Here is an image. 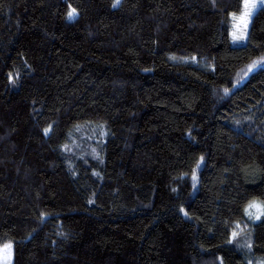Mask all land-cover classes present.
I'll return each mask as SVG.
<instances>
[{
    "label": "trees",
    "instance_id": "16d2710c",
    "mask_svg": "<svg viewBox=\"0 0 264 264\" xmlns=\"http://www.w3.org/2000/svg\"><path fill=\"white\" fill-rule=\"evenodd\" d=\"M113 3L0 0V246L264 264V4L234 46L242 0Z\"/></svg>",
    "mask_w": 264,
    "mask_h": 264
},
{
    "label": "rangeland",
    "instance_id": "374dc122",
    "mask_svg": "<svg viewBox=\"0 0 264 264\" xmlns=\"http://www.w3.org/2000/svg\"><path fill=\"white\" fill-rule=\"evenodd\" d=\"M120 0H114L113 5L117 6ZM264 3L261 0H242V9L241 12L232 17V24L230 29V43L231 45L237 46L246 43L248 28L250 25V21L252 15L256 12V10L262 6ZM254 5V6H253ZM74 9L69 8L67 12V19H69V13L73 12ZM75 16L77 12L74 10ZM264 64V61L263 63ZM259 207H253V212L257 213ZM12 258V245L10 243H6L0 246V264H11Z\"/></svg>",
    "mask_w": 264,
    "mask_h": 264
},
{
    "label": "snow or ice",
    "instance_id": "6c2138e0",
    "mask_svg": "<svg viewBox=\"0 0 264 264\" xmlns=\"http://www.w3.org/2000/svg\"><path fill=\"white\" fill-rule=\"evenodd\" d=\"M117 2H118V0H117ZM261 2L262 3H264V0H261ZM254 6V5H253ZM74 16H75V12H74V10H73V12H70L69 13V19H74ZM250 207H259L258 205H255V204H253V205H250Z\"/></svg>",
    "mask_w": 264,
    "mask_h": 264
}]
</instances>
